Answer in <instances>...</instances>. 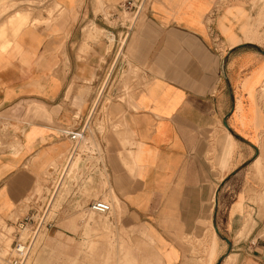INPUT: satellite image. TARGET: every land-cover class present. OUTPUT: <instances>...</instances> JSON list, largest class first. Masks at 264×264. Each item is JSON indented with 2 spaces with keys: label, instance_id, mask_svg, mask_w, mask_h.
Returning <instances> with one entry per match:
<instances>
[{
  "label": "crops",
  "instance_id": "0c3cea01",
  "mask_svg": "<svg viewBox=\"0 0 264 264\" xmlns=\"http://www.w3.org/2000/svg\"><path fill=\"white\" fill-rule=\"evenodd\" d=\"M54 1L50 27L0 49V239L69 153L73 101L84 120L113 93L110 69L131 64L147 85L131 107L107 103L123 128L98 136L113 213L86 245L58 215L52 245L95 244L77 264H264V0H154L120 52L125 31L95 0Z\"/></svg>",
  "mask_w": 264,
  "mask_h": 264
},
{
  "label": "rangeland",
  "instance_id": "374dc122",
  "mask_svg": "<svg viewBox=\"0 0 264 264\" xmlns=\"http://www.w3.org/2000/svg\"><path fill=\"white\" fill-rule=\"evenodd\" d=\"M117 0H95V12H102L108 9L109 6H113ZM58 1L54 0H0V49L3 50L11 41L18 35V33L28 26L30 23H41L45 26L52 20L47 21V19L53 17L55 14L60 15L61 8L56 7L53 11L54 3ZM20 13L26 15L29 19L23 22H10V18L16 14ZM105 16V15H104ZM7 18V19H6ZM120 18L125 21L129 19V16L125 13H121ZM117 21L112 20L113 25ZM99 36H109L107 31L98 32ZM122 44V40H121ZM113 45V44H112ZM120 52V51H119ZM107 79L109 80L110 91L107 98L105 99L104 105L101 106L99 111L93 114L90 126L86 130L85 137L79 145L77 154L68 159L70 152L62 158L58 163H54L52 167L59 168V173H45L47 178L39 182L36 192L46 196H54L50 206H52L50 216V221L52 222V227H54L58 215H63L68 213V219H66L65 225L63 227L71 229L72 232L78 233L79 229L83 228L81 244L86 245L89 242L91 233H96L94 228L90 227L91 224L94 225L97 221L102 219L107 220V215H97L91 212L88 207L90 201L93 199L102 198L104 200H110L109 193L103 192L107 190L108 179L105 174L104 166L98 167V164H104L103 152L101 141H99L98 136L100 134L106 135L107 132H118L119 129L123 128L120 123V117L113 118V114L108 111L107 103L112 100L123 102L131 107V103L135 97V94L146 87L147 80L143 76L142 70L136 66L129 64L128 66L119 67L113 73L112 69L108 72ZM106 79V81H107ZM105 81V83H107ZM115 92V94H114ZM81 94V92L79 91ZM79 94V96H81ZM112 96H114L112 98ZM95 104V99L93 100ZM73 124L76 123L74 116L81 117V108L77 100L73 101ZM99 109V108H98ZM97 109V110H98ZM3 126L7 124L3 123ZM111 138V134H109ZM67 158V159H66ZM68 160V161H67ZM69 170V176L65 177L64 182L60 183V186L56 192L55 189L59 185L60 175L63 173L65 168ZM97 174V175H96ZM97 176V177H96ZM92 181L100 183L101 196L92 197L84 192L85 186H88ZM52 186V188H51ZM114 207V206H113ZM113 213V209L109 214ZM50 227V228H52ZM110 227L106 225L105 228ZM12 228H8V233ZM50 230V229H49ZM3 237V236H1ZM69 242L66 245L58 244L60 246H53L48 235V231L42 234L38 240L34 243L28 257L26 258L25 264H48V261L53 260H67L70 264H77L82 258L84 260H94L95 259V244H90L87 248L88 250L81 251L80 239L68 238ZM11 238L10 236L5 237L3 241L4 248L9 247ZM6 254L5 251H0V256ZM109 257H105V260L109 259L111 253H107Z\"/></svg>",
  "mask_w": 264,
  "mask_h": 264
},
{
  "label": "built area",
  "instance_id": "2783aa9c",
  "mask_svg": "<svg viewBox=\"0 0 264 264\" xmlns=\"http://www.w3.org/2000/svg\"><path fill=\"white\" fill-rule=\"evenodd\" d=\"M153 1L154 0H117L112 7L109 6L108 9H106L105 16H103V18L116 20L119 25L123 27L125 31L121 37L123 42L138 19L147 13ZM121 13L127 14L129 19L123 21L120 18ZM121 45L122 44L120 43L118 51H120ZM102 93L103 87L95 94L94 99L98 100L96 104H92L90 108L91 113L89 112L84 120H82L79 116H74L76 123L72 127L65 130L66 135L71 141V153L69 155L77 153L79 145L85 137L86 130L89 128L87 126V120L89 121L90 126L93 114L100 110V107L99 109L97 107ZM98 165V167L101 168L104 166V164ZM55 170L56 173H59L60 169L51 167L49 173L52 174ZM68 173L69 170L66 167L60 175L59 185H55L57 188L54 192L61 187L60 183H63L65 177L69 176ZM53 197V195L50 196L48 194L43 196L35 191L23 199L22 206L24 209L22 213L10 220L11 226L8 227H11L12 230L8 234L5 233V231H2L3 237L0 239V251L3 250L6 254L0 256V264H25L26 258L28 257L36 240H38L42 234L49 231L50 227H52V222L49 217L52 216V206H50V204ZM88 209L97 215H107L113 209V204L109 200L98 198L90 201ZM7 236H10L11 241L9 247L4 248L3 241Z\"/></svg>",
  "mask_w": 264,
  "mask_h": 264
},
{
  "label": "bare ground",
  "instance_id": "6f19581e",
  "mask_svg": "<svg viewBox=\"0 0 264 264\" xmlns=\"http://www.w3.org/2000/svg\"><path fill=\"white\" fill-rule=\"evenodd\" d=\"M56 7H60V3L59 2H55L54 3V6H53V11L55 10V8ZM58 16L59 15H54L53 17H51V18H49V19H47V21H49V20H52V19H54L53 21H51L50 23H48L47 25H46V27L48 28V27H50L52 24H53V22L58 18ZM27 19H29L26 15H23V14H20V13H16V14H14L11 18H10V22H16V21H18V22H23V21H27ZM0 32H1V29H0ZM87 126L89 127V121L87 120ZM69 152L71 153V149H69ZM77 153H72L71 155H68V159H70L72 156H74V155H76ZM79 154V153H78ZM77 154V155H78ZM66 158V159H67ZM68 161V160H67Z\"/></svg>",
  "mask_w": 264,
  "mask_h": 264
}]
</instances>
